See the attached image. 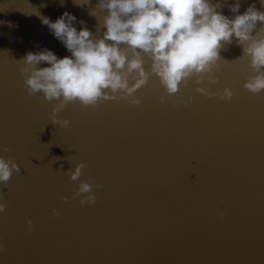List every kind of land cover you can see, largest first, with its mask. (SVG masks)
<instances>
[{
    "label": "water",
    "instance_id": "95a60500",
    "mask_svg": "<svg viewBox=\"0 0 264 264\" xmlns=\"http://www.w3.org/2000/svg\"><path fill=\"white\" fill-rule=\"evenodd\" d=\"M211 2L235 15L237 0ZM239 3L240 13L264 11L261 0ZM65 11L102 36L98 0H0V156L20 168L0 186V264H264V90L243 87L255 73L235 37L222 42L217 82H204L230 87L231 100L200 94L193 80L169 96L150 74L140 104L68 103L64 128L49 120L57 101L27 93L18 61L44 48L71 55L40 19ZM80 162V180L100 185L92 205L73 198L80 181L66 171Z\"/></svg>",
    "mask_w": 264,
    "mask_h": 264
},
{
    "label": "clouds",
    "instance_id": "9594fccd",
    "mask_svg": "<svg viewBox=\"0 0 264 264\" xmlns=\"http://www.w3.org/2000/svg\"><path fill=\"white\" fill-rule=\"evenodd\" d=\"M261 2L264 4V0ZM218 7L221 5L211 0H98L103 12L99 20L105 29L102 36L93 35L87 27L78 30L76 17L67 11L54 21L42 16V24L71 55L58 57L47 48L26 53L18 61L26 91L29 95L40 93L49 102L57 101L49 120L64 128L70 127V121L59 119L58 113L68 103L78 101L85 107H95L100 100L123 98L132 105L140 104L135 93L146 85L150 74L159 78L169 96L176 94L181 84L187 87L193 80L200 94L229 101L234 95L230 87L214 92L204 82H217L213 68L218 67L222 42L230 44L235 37L255 73L245 77L243 87L258 94L264 90V11L251 4L240 13L237 0L229 5L235 13L229 18L217 11ZM89 14L97 16L95 9ZM258 23L261 27L254 33ZM146 56L151 61L149 70L144 67ZM42 63L47 66L38 67ZM165 99L161 96V103ZM0 151L8 152L9 148L2 145ZM84 167L80 162L66 172L70 180L80 181L73 198L79 197L81 205H92L100 185L80 180ZM19 171L13 158L0 156V186H6ZM61 199L69 201L66 196ZM5 209L6 202H0V212ZM52 215H58L55 208ZM27 224L31 230L30 219ZM3 249L0 244V251Z\"/></svg>",
    "mask_w": 264,
    "mask_h": 264
}]
</instances>
